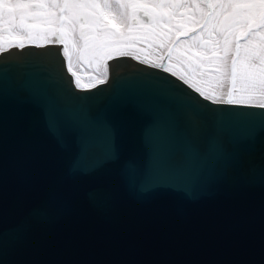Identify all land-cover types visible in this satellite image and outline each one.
<instances>
[{"label":"water","instance_id":"water-1","mask_svg":"<svg viewBox=\"0 0 264 264\" xmlns=\"http://www.w3.org/2000/svg\"><path fill=\"white\" fill-rule=\"evenodd\" d=\"M56 47L62 57L60 45L0 54V264H264V123L218 125L182 102V82L131 58L110 59L81 100ZM49 112L67 118L64 147ZM100 115L117 119L121 159L83 175L71 165L77 121Z\"/></svg>","mask_w":264,"mask_h":264},{"label":"snow or ice","instance_id":"snow-or-ice-1","mask_svg":"<svg viewBox=\"0 0 264 264\" xmlns=\"http://www.w3.org/2000/svg\"><path fill=\"white\" fill-rule=\"evenodd\" d=\"M55 48L67 86L89 95L107 80V72L81 82L73 56L89 64L106 65L115 58L139 60L159 68L187 86L182 102L218 125L264 123V0H0V54L24 47ZM160 47L166 52L159 63L140 59L144 49ZM115 64L113 68H115ZM230 82V90L222 91ZM137 107L151 106L147 96L133 101ZM219 106L218 108L210 107ZM240 109L226 111L223 109ZM259 109V113L255 111ZM67 118L49 112L48 130L64 147L59 133ZM79 131L72 164L83 175L102 174L117 164L119 128L115 115L77 121ZM151 126L143 133L145 141ZM135 161L126 160L118 169L122 178L133 171ZM144 179L153 182L155 166ZM159 166L163 162H158ZM170 185L159 184L161 192ZM101 191L90 196L100 198Z\"/></svg>","mask_w":264,"mask_h":264},{"label":"rangeland","instance_id":"rangeland-1","mask_svg":"<svg viewBox=\"0 0 264 264\" xmlns=\"http://www.w3.org/2000/svg\"><path fill=\"white\" fill-rule=\"evenodd\" d=\"M143 54H149V56L153 57L154 61L159 63L160 61L157 59L158 56L154 55L153 53H150L148 51L146 52H141L140 55ZM150 57V58H151ZM82 59H80L79 61L76 59L75 56H73V65H74V70L77 71L78 75L81 77V82L84 83L86 82L90 77L93 76H99L101 73L104 72H108L107 67H105L104 65H100L97 66L95 63L89 64L87 63L85 66H83V71L80 72V65H82L81 62ZM106 63V62H105ZM107 65V63H106ZM230 82L226 83V85L224 86V88L222 90H218V91H222L223 93H227L230 90Z\"/></svg>","mask_w":264,"mask_h":264},{"label":"flooded vegetation","instance_id":"flooded-vegetation-1","mask_svg":"<svg viewBox=\"0 0 264 264\" xmlns=\"http://www.w3.org/2000/svg\"><path fill=\"white\" fill-rule=\"evenodd\" d=\"M139 47L144 49L143 52L148 51L150 53H153L156 56H160V55H165L166 56V52H164L163 48H160V47L148 48L147 45H140ZM143 55H145V54H143ZM145 56L151 57V56H149V54H146ZM151 58L153 59V57H151ZM108 61H106V63H108ZM81 62H82V65H80V67H79L80 68V70H79L80 72L83 71V66H85L88 63L86 58H82Z\"/></svg>","mask_w":264,"mask_h":264},{"label":"bare ground","instance_id":"bare-ground-1","mask_svg":"<svg viewBox=\"0 0 264 264\" xmlns=\"http://www.w3.org/2000/svg\"><path fill=\"white\" fill-rule=\"evenodd\" d=\"M140 57L141 58H144V59H146V60H149V61H151L152 63H157V62H155L154 60H152V59H150L148 56H145V55H140ZM107 77H108V72H107Z\"/></svg>","mask_w":264,"mask_h":264}]
</instances>
